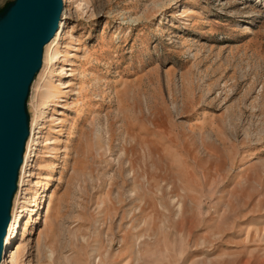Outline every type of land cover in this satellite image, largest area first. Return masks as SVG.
Wrapping results in <instances>:
<instances>
[{
  "label": "rangeland",
  "instance_id": "rangeland-1",
  "mask_svg": "<svg viewBox=\"0 0 264 264\" xmlns=\"http://www.w3.org/2000/svg\"><path fill=\"white\" fill-rule=\"evenodd\" d=\"M61 5L0 264H264V0Z\"/></svg>",
  "mask_w": 264,
  "mask_h": 264
},
{
  "label": "water",
  "instance_id": "water-1",
  "mask_svg": "<svg viewBox=\"0 0 264 264\" xmlns=\"http://www.w3.org/2000/svg\"><path fill=\"white\" fill-rule=\"evenodd\" d=\"M61 6V0H7L0 6V257L28 135L25 101Z\"/></svg>",
  "mask_w": 264,
  "mask_h": 264
},
{
  "label": "bare ground",
  "instance_id": "bare-ground-1",
  "mask_svg": "<svg viewBox=\"0 0 264 264\" xmlns=\"http://www.w3.org/2000/svg\"><path fill=\"white\" fill-rule=\"evenodd\" d=\"M63 26H64V22L62 20H60V18H59L58 21H57V27H56V30L53 33V36L49 39V41L47 43L44 44V46L47 45V44H48V46H50V45L53 44L54 41L58 40V38L61 36L62 30H63ZM53 54H54V52H53V50H51V51H48L46 53V55H48V56H46V55L45 56L48 57L47 59L52 60ZM35 121L36 120H35L34 117H31L29 119L28 135H27V138H26V142H27L26 144L27 145L25 144V148L26 149H25V151L23 153V156H22V165L20 167L21 174H20V171H19L20 177L18 175V187L24 185V183L20 184V182H21V180L23 178V174H22L23 170L22 169H23V167L25 166V164L27 162V157H28V155H27L28 149L27 148L29 147V142H31V137L33 136V133H34L32 127L36 123ZM28 136H29V139H28ZM21 209H23V208H21ZM24 210L25 209L21 210L17 214H15L14 211H11L12 215H10L9 222L7 224V227H6V230H5V234L3 236L2 253H5L6 246L8 244H10L13 241V239L16 237L18 229H19L20 224H21L22 213H24ZM1 258H2V256H1Z\"/></svg>",
  "mask_w": 264,
  "mask_h": 264
}]
</instances>
